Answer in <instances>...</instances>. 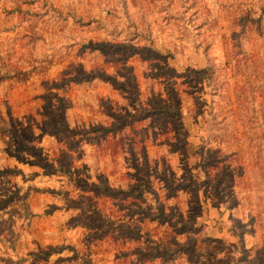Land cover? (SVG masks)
Returning a JSON list of instances; mask_svg holds the SVG:
<instances>
[{"label":"rangeland","instance_id":"rangeland-1","mask_svg":"<svg viewBox=\"0 0 264 264\" xmlns=\"http://www.w3.org/2000/svg\"><path fill=\"white\" fill-rule=\"evenodd\" d=\"M229 2L0 0V264H264Z\"/></svg>","mask_w":264,"mask_h":264},{"label":"trees","instance_id":"trees-1","mask_svg":"<svg viewBox=\"0 0 264 264\" xmlns=\"http://www.w3.org/2000/svg\"><path fill=\"white\" fill-rule=\"evenodd\" d=\"M226 5H228L229 8L235 7V10H241V14L234 15L233 11L229 14L233 26L232 33L229 37L232 61L227 65L237 75L245 77V79L243 77L241 80L243 85L239 87V91H237L235 95L238 104L243 107V110L247 111L249 109V103H251L253 99H264V79L262 80V77L264 76V67H260L264 64V58H256L250 50L245 47L246 42L251 44V30L253 29V26L255 27L257 21L261 17L262 30L259 35L264 37V5L258 8L259 11H256V4H250V2L243 0H230ZM243 5H246L244 10L241 9ZM254 15H260V18L255 17ZM262 45L264 46V41L262 42ZM203 70L206 73L210 72L211 74L212 65L207 66ZM243 116L246 117L245 114ZM242 121L243 122L239 124L236 129L241 137L239 138L236 135L235 138H239L246 142V146L251 149L256 158H264V127L259 126L258 130L253 133L251 132L248 123H246V119H242Z\"/></svg>","mask_w":264,"mask_h":264}]
</instances>
